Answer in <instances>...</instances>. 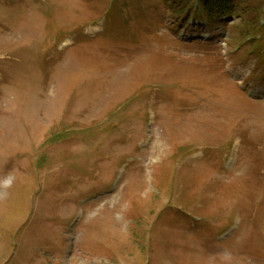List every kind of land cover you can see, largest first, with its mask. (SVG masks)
I'll return each mask as SVG.
<instances>
[{
	"label": "rangeland",
	"instance_id": "1",
	"mask_svg": "<svg viewBox=\"0 0 264 264\" xmlns=\"http://www.w3.org/2000/svg\"><path fill=\"white\" fill-rule=\"evenodd\" d=\"M140 1L0 0V264H264V0Z\"/></svg>",
	"mask_w": 264,
	"mask_h": 264
},
{
	"label": "trees",
	"instance_id": "2",
	"mask_svg": "<svg viewBox=\"0 0 264 264\" xmlns=\"http://www.w3.org/2000/svg\"><path fill=\"white\" fill-rule=\"evenodd\" d=\"M165 1V4L168 5V8L170 10L174 9L176 7L177 2L180 3L182 0H163ZM187 8L185 9V12H183L178 18L181 19L183 17H187V15L195 14L200 17L204 16L209 21L212 20V18L216 15H220L221 20H224L225 18H228L233 15L232 12V4L230 3V0H200V8L199 10L195 11V1L193 0L189 5H186ZM263 13H260L258 16V19L255 21V25H253L255 32L251 34H262L264 36V28L260 27L259 25V18L262 16ZM177 18V16H176ZM245 31V28H243V32ZM250 34V35H251ZM259 55H263L264 60V39L260 44V51L258 53Z\"/></svg>",
	"mask_w": 264,
	"mask_h": 264
}]
</instances>
